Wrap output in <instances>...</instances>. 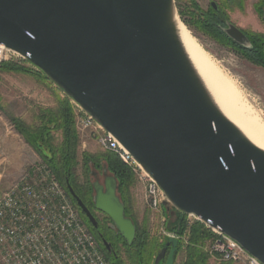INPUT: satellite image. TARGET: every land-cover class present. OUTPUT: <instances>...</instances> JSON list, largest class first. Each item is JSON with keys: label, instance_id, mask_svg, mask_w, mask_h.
I'll list each match as a JSON object with an SVG mask.
<instances>
[{"label": "water", "instance_id": "95a60500", "mask_svg": "<svg viewBox=\"0 0 264 264\" xmlns=\"http://www.w3.org/2000/svg\"><path fill=\"white\" fill-rule=\"evenodd\" d=\"M174 14V0H0V44L114 137L158 184L170 214L198 217L264 264V150L213 103L179 41ZM225 31L242 36L232 25ZM93 190L94 209L130 245L136 226L116 179L106 176ZM178 243L168 238L154 264H174Z\"/></svg>", "mask_w": 264, "mask_h": 264}, {"label": "rangeland", "instance_id": "374dc122", "mask_svg": "<svg viewBox=\"0 0 264 264\" xmlns=\"http://www.w3.org/2000/svg\"><path fill=\"white\" fill-rule=\"evenodd\" d=\"M255 1L244 0L243 10L239 8L238 0H174V3L178 17L183 22L185 28L220 63L223 69L237 79L248 99L257 107L255 108L261 115L260 118L264 121V68L255 66L238 57L226 44H223L208 32L206 28L207 24L200 27L201 24L197 22V15L200 14L198 10H206L210 7L211 2H214L221 8H225L231 20L240 21V23L245 25L250 23L254 27H259L260 25L251 7ZM195 7H197V10H195ZM179 12H181V15ZM3 63H0V157L4 159L0 168V190L6 189L12 182L18 179L19 176L28 170L32 163L37 161L42 162L41 155L48 154L44 145L41 146L39 142L40 155L39 150H36L30 143L26 142L21 130L23 128L26 129L25 126L29 129L40 126L41 118L39 114L41 113V109L55 107L58 97L62 99L68 98L52 81L45 78L41 71L25 59L13 57L5 61V63H8V66H5V63ZM17 67H21L22 70H17ZM68 100L75 120L77 112L76 103L70 98ZM75 129L79 136L78 152H90L99 155L106 151V149L97 144V133L95 131L90 128L79 131L76 125ZM54 136L56 138L59 137V133L55 132ZM132 172L134 175L132 184L129 186L128 192L123 193L119 191V181L115 178L107 162L101 155L99 156L98 165L90 163L88 173L85 176L82 166L79 165L77 168L79 181L84 182L85 178H87V183L91 187L92 203L94 195L93 183L97 181L103 184L106 176H113L117 182L116 193L123 202L124 209L126 207L129 214L128 217L140 229L145 226L149 239L155 240L157 244L155 255L165 246L169 238L167 234L174 233L179 237V242L182 243L174 264H182L185 260L184 248L188 244V229L192 223L200 221L186 217L187 227L183 234L169 230L167 222L170 212H167L166 206L162 204L159 213L150 210L145 200L144 186L137 174L133 170ZM92 207H94V204ZM91 208L90 210H92ZM92 214L101 223L112 227L111 220L105 214L102 213V215L101 212L98 214L92 212ZM122 257H124L123 254ZM208 263L213 264L217 262L210 258ZM232 263L242 264L237 262ZM159 264H164V261L159 262Z\"/></svg>", "mask_w": 264, "mask_h": 264}, {"label": "built area", "instance_id": "2783aa9c", "mask_svg": "<svg viewBox=\"0 0 264 264\" xmlns=\"http://www.w3.org/2000/svg\"><path fill=\"white\" fill-rule=\"evenodd\" d=\"M13 57L24 59L0 44V63ZM76 107V128L95 131L97 144L116 153L131 167L144 186L147 206L159 213L163 196L158 184L112 135L77 104ZM3 159L0 157V168ZM187 217L203 223L192 214ZM203 224L213 234L203 246L209 258L215 262L262 264L238 242ZM167 237L179 238L174 233ZM0 264H109L76 205L41 161L32 163L18 179L0 190Z\"/></svg>", "mask_w": 264, "mask_h": 264}, {"label": "trees", "instance_id": "16d2710c", "mask_svg": "<svg viewBox=\"0 0 264 264\" xmlns=\"http://www.w3.org/2000/svg\"><path fill=\"white\" fill-rule=\"evenodd\" d=\"M195 10H197V7H195ZM198 11L200 14L197 15V22L201 24L200 27L207 24L206 28L208 32L223 44L228 45L229 40L216 26L217 19L214 10L209 7L206 11ZM179 13L181 15V12ZM204 22L205 24H203ZM7 64L8 63H5V66H8ZM17 70H22V68L17 67ZM45 78L47 77L45 76ZM39 116L41 118L40 126L34 129H29L25 126L26 129L23 128L21 132L24 134L26 142L30 143L36 150H39L40 155L41 150L39 142L41 146L44 145L48 154L41 155L42 162L51 170L56 180L65 189L67 195L75 205L76 201L69 194L67 185L69 184L71 186L77 197H79L90 210L93 205L90 192L91 187L87 183V178H85L84 182L79 181L77 168L81 165L85 176L86 173H88L90 163L98 165L100 155L105 159L115 178L119 181V191L123 193L128 192L134 175L131 168L124 164L116 153L109 150L99 155L90 152H78L79 136L75 129L74 114L68 98L62 99L58 97L56 99V106L53 108L41 109ZM55 132L59 133V137L56 138L54 136ZM76 207L86 226L96 238L109 264H154L157 244L154 239H149L145 226L141 227V229L136 226L135 238L129 245L117 230L111 226H107L105 223H101L98 219H96L97 226L93 227L77 205ZM124 211L125 215L129 216L126 207ZM168 216L167 228L178 234H183L187 227V215L176 210L173 214H169ZM212 235L213 234L203 223H192L188 229V244L184 248L185 260L182 264H210L208 263L210 258L203 246L206 240ZM103 239L110 243V251L106 250L103 246ZM181 245L182 243L179 242L175 258L180 251ZM121 253L124 257H122ZM213 264L233 263L221 261Z\"/></svg>", "mask_w": 264, "mask_h": 264}, {"label": "bare ground", "instance_id": "6f19581e", "mask_svg": "<svg viewBox=\"0 0 264 264\" xmlns=\"http://www.w3.org/2000/svg\"><path fill=\"white\" fill-rule=\"evenodd\" d=\"M173 20L183 50L213 103L247 139L264 150V121L257 107L237 79L201 46L176 14Z\"/></svg>", "mask_w": 264, "mask_h": 264}, {"label": "flooded vegetation", "instance_id": "af4514ba", "mask_svg": "<svg viewBox=\"0 0 264 264\" xmlns=\"http://www.w3.org/2000/svg\"><path fill=\"white\" fill-rule=\"evenodd\" d=\"M238 1L240 10H243L244 0ZM210 7L215 12L217 28L229 40L227 47L241 59H244L255 66L264 68V0H256L251 5L252 11L255 13L260 25L259 27H254L250 23L245 25L240 23V21L231 20L225 8H221L214 2H211ZM229 25L236 27L242 36H238V39L229 37L225 31ZM91 209L95 214L100 213L94 209V207Z\"/></svg>", "mask_w": 264, "mask_h": 264}]
</instances>
